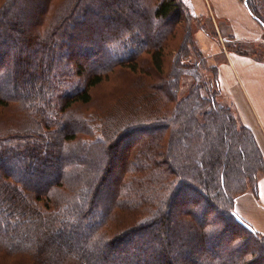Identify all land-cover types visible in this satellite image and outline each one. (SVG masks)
Returning <instances> with one entry per match:
<instances>
[{"label": "trees", "instance_id": "trees-1", "mask_svg": "<svg viewBox=\"0 0 264 264\" xmlns=\"http://www.w3.org/2000/svg\"><path fill=\"white\" fill-rule=\"evenodd\" d=\"M239 1L264 28V0ZM196 20L184 0H0V264H264L235 211L264 159Z\"/></svg>", "mask_w": 264, "mask_h": 264}, {"label": "rangeland", "instance_id": "rangeland-1", "mask_svg": "<svg viewBox=\"0 0 264 264\" xmlns=\"http://www.w3.org/2000/svg\"><path fill=\"white\" fill-rule=\"evenodd\" d=\"M184 3L197 17L194 22L197 24L192 28L195 45L202 53L199 62L206 64L208 68L216 69V75L220 78L218 102L222 107L231 109L237 121L239 120L242 126L249 129L252 135L254 134L257 142L264 141L263 26L253 18L256 24L254 28L263 30L262 37L258 36L259 33L255 34L253 29L243 23V16L232 0H222L218 8H215L211 0H184ZM241 6L246 11L244 5ZM88 32L92 40L89 38L87 40L93 42L98 35ZM175 56L174 52L168 57L166 70L170 69V63L175 60ZM193 57L197 61L194 50ZM201 75L205 78L209 76L212 80L214 78V74L210 71H204ZM180 76H183L182 73ZM113 82L104 84L96 90L95 93L99 99L94 108L97 109L100 101H106L114 96L115 92L119 93L117 95H122L123 90H116ZM192 83L190 76L185 75L181 78L179 101L189 94ZM4 125L5 122L0 121V129L4 128ZM263 179L264 176L259 181Z\"/></svg>", "mask_w": 264, "mask_h": 264}, {"label": "crops", "instance_id": "crops-1", "mask_svg": "<svg viewBox=\"0 0 264 264\" xmlns=\"http://www.w3.org/2000/svg\"><path fill=\"white\" fill-rule=\"evenodd\" d=\"M211 2L214 4L215 8H218V4L222 2V0H211ZM232 2H235V4H237L236 8L238 7L240 14L243 16V23H246L248 27L255 31V34L259 33L258 36L262 37L263 30H257L254 28L256 26L255 20L253 19V17H251L245 5L242 4L239 0H232ZM241 5H244V8L247 12ZM255 36L256 35H254V37ZM255 38H257V36ZM256 143L259 148L262 147V149L260 148L259 150H261L264 158V141L258 140V142ZM235 211L238 216L246 222L247 225L251 226L258 234L264 236V179L259 181L255 194L249 192L242 196H239L236 199Z\"/></svg>", "mask_w": 264, "mask_h": 264}]
</instances>
